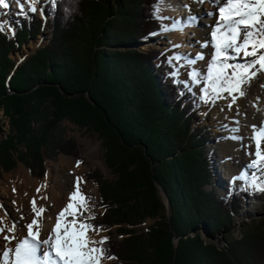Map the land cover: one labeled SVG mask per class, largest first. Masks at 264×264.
I'll return each instance as SVG.
<instances>
[{
    "label": "trees",
    "instance_id": "16d2710c",
    "mask_svg": "<svg viewBox=\"0 0 264 264\" xmlns=\"http://www.w3.org/2000/svg\"><path fill=\"white\" fill-rule=\"evenodd\" d=\"M157 3L58 0L47 25L48 44L10 78L15 64L9 55L36 38L42 22L33 15L22 19L13 37L0 32V109L12 131L0 143V165L5 170L13 165L16 145L23 147L18 159L31 175L43 174L44 158L74 155L73 144L55 134L67 118L97 133L105 166L116 176L109 181L99 171L90 174L105 209L93 224L118 226L116 232L127 235L105 245L115 257L109 264H264V234L253 244L244 238L243 254H236L235 241L233 250L218 251L197 232L201 222L212 231L226 227L242 201L236 193L230 200L212 187L206 190L212 178L203 150L208 136L191 130L197 114L192 93L174 82L167 58L127 48L160 29L153 16ZM157 60L169 81L155 72ZM8 88L23 94H7ZM155 184L169 199L170 221ZM146 218L154 223L138 234L133 227Z\"/></svg>",
    "mask_w": 264,
    "mask_h": 264
},
{
    "label": "snow or ice",
    "instance_id": "6c2138e0",
    "mask_svg": "<svg viewBox=\"0 0 264 264\" xmlns=\"http://www.w3.org/2000/svg\"><path fill=\"white\" fill-rule=\"evenodd\" d=\"M51 2L55 6L56 0ZM164 2L165 0H158L154 5L153 14L157 19L161 18L159 13ZM213 2L216 3V0ZM16 3L20 6L21 13L26 14V8L27 11L35 13L39 0H26V3L25 0H16ZM7 8L9 0H0V9ZM195 19L196 17L190 16L187 25L174 21L171 28L162 24L161 32L183 31V28L191 26ZM0 30H3V25H0ZM210 36V42L203 44L204 47L213 48L206 70L202 73L193 69L188 75L193 85H203L200 89V99L203 103L215 104L217 100L224 99V94L227 93L231 98L228 107L231 108L239 97L245 95L244 86L259 73H264V0H219L216 23ZM172 59H183L186 65L193 66L197 61L204 60V56L197 54L194 59L180 56ZM237 60L244 62H232ZM169 63L171 64V59ZM179 75V68L171 72L174 79ZM176 83H184L186 88L189 87L187 82L178 79ZM252 139L255 152L250 155L255 158L248 168L255 171L251 176L245 171L236 179L245 180L255 190L264 192V180L257 175H264V127L254 128ZM80 163L77 161L76 166L79 167ZM82 183L83 178L76 177L68 202L56 214L55 223L46 238H42V233L44 214L48 209L38 205L35 197L30 201L33 218L24 225V236L16 235L18 224L15 221L9 225L5 219H0V237L5 242L3 247H0V264H103L106 259H115L108 255V249L105 247L109 239L107 236H101L98 240L92 238L93 233L100 236L104 229L103 226L88 222L94 220L95 215L91 214V198L83 193ZM46 187V184L41 185L36 189L37 193ZM40 198L48 199L47 196Z\"/></svg>",
    "mask_w": 264,
    "mask_h": 264
},
{
    "label": "rangeland",
    "instance_id": "374dc122",
    "mask_svg": "<svg viewBox=\"0 0 264 264\" xmlns=\"http://www.w3.org/2000/svg\"><path fill=\"white\" fill-rule=\"evenodd\" d=\"M194 1L195 0H193V2ZM180 3H178L177 7L180 6ZM52 5H53V3L51 2V0L47 1V4H45V6L42 8V10L44 12L43 15H41V11L37 7H36L37 11L35 13L26 10L25 11L26 14H24V13H21V10H16L12 13V15H9V11H7L6 16H5V11L1 10L0 15L2 17L0 16V25H3V30H0V31H2L3 33H5L8 36H11L14 29L17 28V27H15L16 24L21 22L22 17H23V19L26 18L28 20H31L32 17L30 15H36V14L39 16V18L42 19V22L45 25L46 21H48L50 18H52L51 13L49 12V11H51ZM193 5H196V3ZM181 10H183V9H181ZM183 14H184V11H182L180 13V16H182ZM159 21H161L162 24L165 25L163 23L164 21H162L161 18L159 19ZM5 23H6V25H5L6 28L4 27ZM41 28H42V24H41ZM41 31H40V33H41ZM40 33H39V35L36 36V38H31L30 40H27L23 44H20V46L19 45L16 46L15 49L11 52V54L9 55V58L11 59V61H13V63L15 65L21 66L26 61V59H28L30 57V55H32L37 49L45 47L48 44V41L50 39V33L48 31V27H46L42 36L40 35ZM160 33L161 32H159V33L156 32V33L150 34V36L147 38V41L146 40H145L146 42L144 41L145 45L143 43L142 44H136V45L134 44V45H130V46L127 45V48L133 49L136 51H140L143 53H145L147 51H152L153 49L157 50V48H158L159 50H157V51H159L160 53H162V51H163V53H162L163 55L166 53L165 56H167V58H168L167 63L171 59V64L170 63L169 64L172 66L173 71L176 68H179V71H180L179 77H177L175 79L173 78V79L175 81H176V79H178L179 81L188 83L189 87L188 88L185 87L183 89V91L188 90V91L192 92V97H191V101L193 103L192 111H195L197 113L196 119L192 123L191 130H194V134L199 133V132H202V133L206 132L207 133L208 140L203 145L204 155L206 157H207V153H208L209 157L213 155L212 160H213V163L216 164V158H215L213 147L221 145L222 149L224 151H227L232 146L231 144L234 143V141H235L234 138H231V134L233 132L232 131L233 127H231V126L228 127L227 123L230 122L231 124L237 126L238 123L235 119H237V117H238L239 109L234 108L233 106L231 108H229L227 105L226 109H224L223 107H219V110H220L219 112L221 114L213 120H209V116H207V115L203 116V111H204L203 106L205 103H201V99H200V96H201L200 89H201V87H203V85L202 84L193 85L192 81L190 80L189 75H188V73L191 72L194 68L192 66L190 67V66L186 65L185 62H183L184 64L180 63L181 60L172 59L173 57H176V56L188 57L189 59H191V57L184 55L180 52L176 53L173 50L165 49L164 46H161L162 45L161 42H158V43L154 42L153 44L150 43L151 42V41H149L150 37H155L156 35H158ZM18 38L22 41L21 36H18ZM166 39H168V38H166ZM150 40H153V38H151ZM148 41H149V43H148ZM191 44L192 45L195 44L193 39L190 40L188 45H191ZM147 45H149V46H147ZM175 49H179V48L176 46ZM209 58H210V51L208 54V59ZM157 65H162V64H161V62H158ZM160 67L161 66H159V68ZM196 70L202 72V70H200V69H196ZM15 71L13 72V70H12L11 73L9 74L10 76L8 78H10L15 73ZM155 72H158L159 74L163 75L162 72H160L158 68H155ZM164 77L166 80H168V78H169L168 76L167 77L164 76ZM28 92L29 91H27L25 93H28ZM16 93H17V95L23 94V92H16ZM183 104L187 105V103L186 104L182 103L181 105H183ZM224 126H225V128H224ZM32 129L34 131H37L38 130V124L33 123ZM56 129L57 130H56L55 134L62 137V142H64V143H66V142L70 143L71 142L73 144L74 155L57 154L56 156H54L51 159L44 158L43 174L41 176H38L35 174L31 175L29 169L27 167H25L23 165V163H21L18 159L20 152L23 151V147L21 145H16L17 146L16 152L11 151V158H12V161L14 162L13 165L9 166L8 170H5L4 167L0 165V189L2 188V186H5L6 182H8L6 179L7 176L8 177L9 176L10 177H17L18 176V174L20 173L21 167L28 170L29 178L31 180H36L39 183V185H42L44 183V181L46 180V178L48 177L49 178V180H48L49 182L47 181L48 186L50 185V183L52 186H53V184L54 185L55 184H61V185L62 184L63 185L68 184L67 186H68V188H70V183H68V180L67 181L64 180V177L66 178L67 176H70L71 173H70V171L66 170L67 168H65V167L61 168L58 166L60 157L61 156L69 157L71 159H74L76 161V163H77V161H80L81 162L80 165L84 166L88 163L87 162L88 161L87 154L89 151L91 152V148H89V145H91V146L97 145L98 151L96 150L95 153L92 152V157H95V159H94L93 163L88 164V167L84 171V173H85L84 176H85L86 182L91 184V186H92L91 191H90V192H92V194L91 193L87 194L84 191H83V193L86 196L91 198L90 202H89L90 208H91V214L95 215V219L90 220L88 222L93 224L105 213V209L102 207V204H101V198L99 195L98 185L96 183V180L90 178V174L92 172L99 171L102 179H106L109 181H113L116 179L115 178L116 176L113 174V172H111V170L105 166V148H104V145L102 144L101 139L99 138L97 133L94 132L93 129L87 130V128H85V127L80 128L79 126H77L76 124L71 122V120H69L67 118L59 121ZM11 132L12 131H11L9 119L4 115L3 110L0 109V143L5 141L7 139V137L9 135H11ZM97 155H98V158L99 157L101 158L102 162L97 161V158H96ZM249 156H250V154H248V157ZM215 168H216V165H215ZM216 170H217V168H216ZM46 174H47V176H46ZM55 177H57L56 180L58 182L54 183L53 179ZM218 177L222 178V175L218 176ZM225 181H224V184L226 185L227 182L225 183ZM217 182H218V186H220L218 191H217V188L215 185ZM219 183H220V180L216 181L215 184L212 185V188L216 189V191L218 192L217 195L227 197V198L229 196H231L232 188L229 190H226L227 188H225L224 184L220 185ZM214 185H215V187H213ZM243 185H245L247 187V189L242 187L239 189H235L234 192H237V193L241 194L243 197H245L244 203H242L236 207L237 209L232 214L230 222L228 223V225L226 227H223V226L222 227L221 226L216 227L215 226V227H213L214 229L212 231V230H209L208 224H206V222H201L199 227H198L197 232H199V233L202 231L203 228L207 229L209 234L212 236V239H203V241L205 243L213 245L218 251L229 249L230 247L233 250L234 245L232 246V243L235 241L236 245H239V247L235 245L233 252L235 251L234 253H236V254H238V253L243 254V252L241 250H243L244 248L242 249V247L244 245H246L244 242L245 241L244 238L247 237V238L251 239L250 243L253 244L254 243L253 241L255 239H257L258 237H262V235L264 234V192H261V191L256 192L257 190H255L253 187H251V186L248 187L244 183H243ZM93 187H94V190H93ZM155 187H156V185H155ZM156 188L158 189V196H159L160 200H162L164 207H165L166 201L163 197V194L161 193V191L158 187H156ZM210 188L211 187L209 186V188H206V190H210ZM234 188H236V187H234ZM69 193H70V191L68 190L66 192V196ZM241 201H243L242 198H241ZM249 207H258V211L254 212L252 214H246L245 210ZM165 210H166V207H165ZM165 215L167 217L166 212H165ZM215 219H216V221H218V216H216ZM219 220H220V218H219ZM153 223H154V220L146 218V219L142 220L141 222H139L137 225H135L133 228L138 234H142ZM117 228H118V226L103 227L104 231H102L100 233V235L108 237V235L110 233L111 237L108 239V241L120 242L121 240H123V238L127 237V235L124 236V235L116 232ZM100 237L98 239H100ZM113 260L114 259H111V260L106 259L103 261V264H109Z\"/></svg>",
    "mask_w": 264,
    "mask_h": 264
},
{
    "label": "bare ground",
    "instance_id": "6f19581e",
    "mask_svg": "<svg viewBox=\"0 0 264 264\" xmlns=\"http://www.w3.org/2000/svg\"><path fill=\"white\" fill-rule=\"evenodd\" d=\"M47 1L48 0H39V3H37L36 7L41 11L45 4H47ZM212 2L213 0H202V2H198V0H195V2H193L192 0H165L164 4L161 6V12L159 13V15L164 21L165 25L170 28L172 27L174 21H177L181 25H184L180 18V13L182 11L188 10V16L199 15L202 12L208 13L210 10L214 9ZM178 3H180L179 7H177ZM195 3L196 5H193ZM185 5H187L188 7H185ZM1 10L5 11V16L7 15V11H9V15H12L14 11L20 10V6L16 3V0H9V8L0 9V11ZM26 10L27 8L25 9V11ZM215 17V14H210L209 16H207L206 14V16L201 20V23L197 27H184L183 31L173 30L168 32H161L155 37H151L153 38V40H150V38L149 41H151L150 43L152 44L154 42H161V46H164L165 49L173 50L176 53L180 52L191 57V59H194L197 54H202L204 56V60L197 61V63L192 66L194 69L196 68L202 70L204 64L210 61L212 55V47H204L203 44L205 42H210V40L208 41V39L216 23ZM187 33H191L194 39L191 37H187ZM166 38H168L169 40ZM192 39L194 40L195 44L188 45L190 40ZM176 46L179 49H175ZM209 51L210 58L208 59ZM180 62L183 63L184 60L181 59ZM237 62L243 63L244 61L237 60ZM244 88L245 95L243 97H239L236 103L233 105L234 108L239 109L238 117L237 119H235L238 124L237 126H235L230 122L227 123L228 127L231 126L233 127L232 129H236V131L232 130L233 132L231 134V138H234L235 140L234 143L231 144L232 146L227 151H224L221 145L213 147L216 158L215 165L219 172L222 174V178H219V184L223 185L225 181L224 179H227L225 181V183L227 182V184H224L225 188L237 186V188H242L243 186H245L241 185L243 183L250 187L245 180L242 181V179L236 178L241 176V174L239 175V172L242 170L244 172L247 171L249 176H251L255 171L254 169L248 168V165L251 160H253L252 158L254 156L250 155L252 157H248V154L255 152L254 141L251 140V137L254 134V128L259 129L261 127H264V73H259L253 80L246 84ZM224 96V99L217 100L215 104H204L203 116H209V120H213L217 116H219L221 114L219 112V107H223L224 109H226V106L231 102V98L227 96V93H225ZM89 148H91V152L89 151L87 154L88 163L84 166L79 165V167H77L76 161L69 157L61 156L59 159L58 166L61 168H67L66 170L70 171L71 173L70 176H67L66 178L64 177V180H68V183H70V188H68V184H53L52 186L51 183V186L49 185V187L47 184L49 178L47 177L43 183L46 184L47 187L42 188L41 191L37 193L36 189L41 185H39L36 180H31L28 176V170L22 167L20 168V173L17 177L7 176L6 179L8 182H6L5 186H2V188L0 189V206H2L0 207V219H5L9 225L13 221H15L18 224L16 235L18 237L24 236L26 234L24 225L29 223L33 218L30 201L35 197L37 199L38 205H43L48 209L44 214V228L42 233V238H46L55 223L56 214L68 202L69 194L66 196V192L68 190L70 192L73 191L76 177H82L84 180V183L81 184L82 191L86 192L87 194H92V192H90L92 186L91 184L86 182L84 171L88 167V164L93 163L95 157H92V152L95 153L96 150L98 151V147L97 145H89ZM96 158L97 161L102 162L101 158H98V155ZM257 175L260 176L261 180H264V175H261L260 173H257ZM57 177L54 178L55 180L53 179L54 183L58 182L56 180ZM259 182L260 181H258V183ZM13 189H15L16 191L14 192ZM43 196H47L48 199H41L40 197ZM256 211H258V207H249L245 210V213L252 214ZM5 212L7 213V217H5ZM85 214L88 215V213ZM21 217H23V219H21ZM100 236H97L94 233L92 234L93 239H98ZM4 243L5 242L3 241V238L0 237V247H3Z\"/></svg>",
    "mask_w": 264,
    "mask_h": 264
},
{
    "label": "water",
    "instance_id": "95a60500",
    "mask_svg": "<svg viewBox=\"0 0 264 264\" xmlns=\"http://www.w3.org/2000/svg\"><path fill=\"white\" fill-rule=\"evenodd\" d=\"M45 28H46V25H44L42 27V31L40 33V35L42 36L43 32L45 31ZM145 45V43H143ZM18 68L17 65H15L14 69H13V72ZM16 93L15 91H13L12 89L8 88V91H7V94H14ZM17 94V93H16ZM156 187H158L161 191V193L163 194V197L166 201V213H167V218H168V221H170V216H171V210H170V202H169V199L165 193V191L160 187L158 186V184H155ZM245 198V197H244ZM206 227V226H205ZM200 235H201V239H212V236L209 234V232L207 231L206 228H203L202 231L200 232Z\"/></svg>",
    "mask_w": 264,
    "mask_h": 264
}]
</instances>
